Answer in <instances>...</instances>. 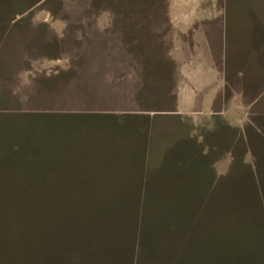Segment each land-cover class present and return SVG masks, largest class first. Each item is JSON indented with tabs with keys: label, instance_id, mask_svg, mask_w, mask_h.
Listing matches in <instances>:
<instances>
[{
	"label": "rangeland",
	"instance_id": "1",
	"mask_svg": "<svg viewBox=\"0 0 264 264\" xmlns=\"http://www.w3.org/2000/svg\"><path fill=\"white\" fill-rule=\"evenodd\" d=\"M0 0V264H264V0Z\"/></svg>",
	"mask_w": 264,
	"mask_h": 264
},
{
	"label": "trees",
	"instance_id": "2",
	"mask_svg": "<svg viewBox=\"0 0 264 264\" xmlns=\"http://www.w3.org/2000/svg\"><path fill=\"white\" fill-rule=\"evenodd\" d=\"M37 1H38V0H34L32 3H29V4L25 5L23 8H19V9L16 11V13H18V12H22V11L28 9L29 7H31V6H32L34 3H36Z\"/></svg>",
	"mask_w": 264,
	"mask_h": 264
}]
</instances>
